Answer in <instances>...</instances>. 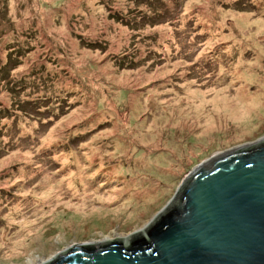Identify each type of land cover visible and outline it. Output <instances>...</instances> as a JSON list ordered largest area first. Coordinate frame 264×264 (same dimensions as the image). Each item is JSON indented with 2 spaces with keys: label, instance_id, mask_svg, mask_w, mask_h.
Wrapping results in <instances>:
<instances>
[{
  "label": "rangeland",
  "instance_id": "374dc122",
  "mask_svg": "<svg viewBox=\"0 0 264 264\" xmlns=\"http://www.w3.org/2000/svg\"><path fill=\"white\" fill-rule=\"evenodd\" d=\"M263 138L264 0H0V264L127 237Z\"/></svg>",
  "mask_w": 264,
  "mask_h": 264
},
{
  "label": "water",
  "instance_id": "95a60500",
  "mask_svg": "<svg viewBox=\"0 0 264 264\" xmlns=\"http://www.w3.org/2000/svg\"><path fill=\"white\" fill-rule=\"evenodd\" d=\"M40 264H264V138L202 162L142 229Z\"/></svg>",
  "mask_w": 264,
  "mask_h": 264
},
{
  "label": "trees",
  "instance_id": "16d2710c",
  "mask_svg": "<svg viewBox=\"0 0 264 264\" xmlns=\"http://www.w3.org/2000/svg\"><path fill=\"white\" fill-rule=\"evenodd\" d=\"M238 2V1H237ZM136 14H141L140 13V11L139 12H137ZM135 15V13L133 12V14H132V16H134ZM119 22L120 23H122V24H124L125 26L127 25V22H126V20H127V18H129V17H127V16H122V15H119ZM135 17V16H134ZM66 96V98L68 99V101H69V105H71V103L73 104L74 103V101H76V102H79L77 99H75V94H72V93H68V94H66L65 95ZM48 98V97H47ZM64 104H66L67 105V101H65V103ZM63 105V104H62ZM21 108V107H20ZM71 137V136H70ZM69 137V138H70ZM77 139L78 138V135L76 136V137H73V140L74 139ZM67 147H69V146H67Z\"/></svg>",
  "mask_w": 264,
  "mask_h": 264
}]
</instances>
